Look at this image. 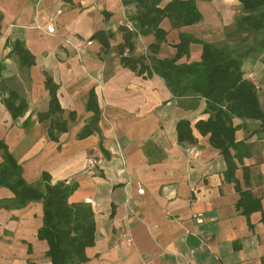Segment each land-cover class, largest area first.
<instances>
[{"label":"crops","instance_id":"obj_1","mask_svg":"<svg viewBox=\"0 0 264 264\" xmlns=\"http://www.w3.org/2000/svg\"><path fill=\"white\" fill-rule=\"evenodd\" d=\"M198 5L202 19L193 25L176 29L166 18L161 21L166 37L155 54L149 51L152 34L134 36V49L122 54L143 57L147 65L151 56L173 58L183 32L217 45L229 41L226 35L232 31L225 27L237 24L239 1L198 0ZM132 11L121 0H0V139L27 183L36 184L46 172L51 184H77L69 199L89 204L95 221L86 264H264L260 121L231 117L233 169L228 170L210 133L195 127L209 116L204 99L190 93L175 96L161 76L139 74L122 64L118 27ZM51 18L52 33L46 30ZM95 32L106 36L107 48L91 38ZM15 41L31 55L32 65H21L11 52ZM200 52L201 45L192 42L178 62L199 61ZM244 58L243 74H254L264 111V94L258 93L264 87L258 78L264 65L256 72ZM46 75L56 85L59 116L67 123L65 132L54 130L55 140L49 138V120L37 119L48 109ZM8 91L25 101L23 115L12 118L3 102ZM91 92L98 120L93 133L79 138L93 116L87 108ZM28 117L31 124L25 127ZM180 120L189 122L194 142L178 140ZM191 148L198 152L194 157ZM241 150L247 154L240 156ZM88 158L95 166L88 165ZM12 198L10 190L0 187V264L36 263L30 257L47 248L36 237L41 203L15 208ZM197 214H202L200 223Z\"/></svg>","mask_w":264,"mask_h":264},{"label":"trees","instance_id":"obj_2","mask_svg":"<svg viewBox=\"0 0 264 264\" xmlns=\"http://www.w3.org/2000/svg\"><path fill=\"white\" fill-rule=\"evenodd\" d=\"M238 1L244 14L237 20V27L248 31H263L264 0ZM121 2L133 8L132 12L127 13V20L131 22L133 30H128L124 25L118 27L123 32V43L120 45L122 64L136 69L139 74L145 72L149 76L156 73L161 76L175 96L190 93L203 98L205 102L203 110L209 113V116L205 120H198L195 127L203 134L210 133V142L216 145L227 159L228 170L233 169L229 150L234 145L235 127L231 125V117L257 119L264 131V111L261 109L257 90L242 71L243 57L248 54L236 53L227 46L198 40L192 34L183 32L178 34V42L175 44L177 51L173 58L151 56L150 64L147 65L143 62V57H132L128 53L123 55V49L127 48V52H132L134 36L152 34L154 42L149 45V51L155 54L166 37V31L160 26L161 21L166 18L171 28L176 29L199 22L202 13L198 0H121ZM92 37L98 38L103 47H108L107 38L102 32H95ZM192 42L201 45L199 61L179 63L178 59L188 54V45ZM258 42L260 49L264 51V38ZM253 50L254 48L250 51ZM11 52L17 55L21 65L33 64V58L20 42L15 41L12 44ZM45 87L49 92L48 109L38 113L37 119L39 122L49 120V138L55 140L54 130L58 134L65 132L67 123L59 116L62 109L56 97V85L48 75L45 78ZM7 94L3 102L12 118L23 115L27 108L25 101L12 91H8ZM87 108L93 111V116L78 133L79 138H84L95 131L98 108L92 92ZM29 120V117L26 118L23 126H30ZM177 133L179 141L189 139L190 142H194L187 120L177 122ZM0 151V187L12 192L14 207H23L35 201L41 203V225L36 231V237L46 243L44 255L49 264H86L89 260L86 248L94 244L95 221L89 204L75 203L69 199L77 184L66 180L51 184L50 176L46 172H42L36 184H29L23 178L21 165L17 163L2 139ZM237 153L240 156L247 154L242 150Z\"/></svg>","mask_w":264,"mask_h":264},{"label":"rangeland","instance_id":"obj_3","mask_svg":"<svg viewBox=\"0 0 264 264\" xmlns=\"http://www.w3.org/2000/svg\"><path fill=\"white\" fill-rule=\"evenodd\" d=\"M243 10L242 8H238L236 11V20L237 21L240 16H242ZM235 27V28H234ZM225 30H231L232 32L229 35H226V37H229V41H222L218 42L220 43V46L223 47H229V49H232L236 53H244L248 54L244 60L249 62L250 67L253 68L254 71H259L258 66L261 64L264 65V51H262L259 47V40L264 38V30L263 31H253V30H244L237 27V25H228L225 27ZM252 48H254L253 51H250ZM247 62L245 64H247ZM256 62V63H255ZM258 78L261 80L262 85L264 86V67L259 71ZM260 88V87H259ZM258 90V89H256ZM261 96L264 94V87L261 88V92H258ZM261 93V94H260ZM90 159V158H88ZM87 159V160H88ZM88 163V161H87ZM44 254H35L31 256V259H36L35 261L32 260V264H49L47 258Z\"/></svg>","mask_w":264,"mask_h":264},{"label":"built area","instance_id":"obj_4","mask_svg":"<svg viewBox=\"0 0 264 264\" xmlns=\"http://www.w3.org/2000/svg\"><path fill=\"white\" fill-rule=\"evenodd\" d=\"M58 12H59V11H58ZM52 21H53V19L51 18L50 21H49V23H48L47 26H46V30H47V32H50V33H52L53 30H54V26H53V24H52ZM123 25H124L128 30H130V31L133 30V26H132V24H131L130 21H128V20L125 21V22L123 23ZM87 43L89 44L90 42H87ZM76 49H79V48H76ZM81 49H82V48H81ZM253 76H254V74H253V73H250L249 76H248V79L251 80V82L254 84L255 89H259V85H258L256 82H254V80H252V79H253ZM189 154H190V156L194 157V156H196V155L198 154V152H197V150H195L194 148H191V149L189 150ZM95 164H96V161H95L94 159H92V158L88 159V165H89L90 167L95 166ZM194 217H195L196 222H198V223L202 222V214H197V215H195ZM123 236H124L125 241H126L127 243H131L132 240H131L130 236H126V235H123Z\"/></svg>","mask_w":264,"mask_h":264},{"label":"bare ground","instance_id":"obj_5","mask_svg":"<svg viewBox=\"0 0 264 264\" xmlns=\"http://www.w3.org/2000/svg\"><path fill=\"white\" fill-rule=\"evenodd\" d=\"M34 233H35V232H34ZM34 233H33V234H34ZM29 241H30V240H29Z\"/></svg>","mask_w":264,"mask_h":264}]
</instances>
